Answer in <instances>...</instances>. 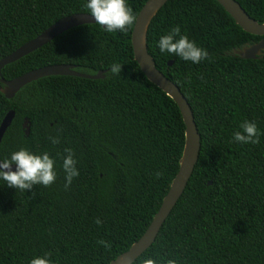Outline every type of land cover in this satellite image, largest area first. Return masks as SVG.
<instances>
[{
	"label": "trees",
	"instance_id": "obj_1",
	"mask_svg": "<svg viewBox=\"0 0 264 264\" xmlns=\"http://www.w3.org/2000/svg\"><path fill=\"white\" fill-rule=\"evenodd\" d=\"M146 1L127 3L137 16ZM237 1L264 23V0ZM86 3L0 0V60L60 19L90 14ZM134 25L127 33L96 23L75 26L3 67L5 80L60 64L105 77L46 76L13 98L0 91V125L15 111L0 160L21 147L48 152L57 174L51 186L27 191L0 180V264H29L45 252L54 264H109L143 236L158 212L179 170L186 126L175 100L135 60ZM176 25L211 60L195 64L160 52V36ZM261 39L217 0H169L153 18L148 51L191 105L201 151L183 195L136 261L149 256L162 264L170 258L178 264H264V53L249 59L232 53ZM114 63L122 65L118 75L110 72ZM244 120L256 123L259 144L233 140ZM50 136L60 143L53 145ZM65 148L74 150L79 171L67 189ZM156 172L163 175L157 179ZM101 239L112 243L110 252L97 243Z\"/></svg>",
	"mask_w": 264,
	"mask_h": 264
},
{
	"label": "water",
	"instance_id": "obj_2",
	"mask_svg": "<svg viewBox=\"0 0 264 264\" xmlns=\"http://www.w3.org/2000/svg\"><path fill=\"white\" fill-rule=\"evenodd\" d=\"M169 0H147L137 15V21L132 31V46L134 50L135 60L140 65L146 77L155 85L165 91L178 104L183 120L186 126L185 145L179 162V170L172 180L169 191L163 199V202L155 214L151 224L149 225L143 236L136 241L129 250L120 254L109 264H133L146 250H148L155 242L160 229L164 222L178 203L183 195L190 178L193 175L196 164L198 163L201 151V135L199 133L194 113L187 98L182 93L179 86L171 81L161 72L155 65V61L148 51L147 36L149 26L159 12V10ZM226 11L234 18L236 23L240 25L246 32L254 35L263 36L259 42L243 46L235 49L232 53L242 58H257L264 53V23H259L253 19L237 0H217ZM96 23L90 14H73L60 19L51 25L36 38L19 47L12 54L0 60V91L7 97L13 98L16 93L28 83L46 76L68 75L78 76L89 79L104 78L102 71L97 74H86L76 70V66L70 64L49 65L30 72L25 73L13 80H5L2 77V69L9 63L15 62L25 55L42 47L46 43L53 40L61 33L82 24ZM173 61L169 63L172 65ZM15 117V111L10 110L0 125V142ZM23 127L27 135L30 133L29 119L25 118ZM13 170L16 165H12ZM211 184V182H209Z\"/></svg>",
	"mask_w": 264,
	"mask_h": 264
},
{
	"label": "clouds",
	"instance_id": "obj_3",
	"mask_svg": "<svg viewBox=\"0 0 264 264\" xmlns=\"http://www.w3.org/2000/svg\"><path fill=\"white\" fill-rule=\"evenodd\" d=\"M84 7L94 18L96 24L100 25L107 32H124L127 33L129 28L137 21V16L127 3V0H87ZM160 52L169 53L178 56L184 61H191L199 64L202 60H211L209 52L190 40L188 35L181 34V27L176 25L171 28L167 34L161 35L158 40ZM122 65L119 63L112 64L110 72L120 74ZM53 145L59 144V137H49ZM233 140L244 144H259L260 133L255 122L244 120L240 123L239 129L233 133ZM67 155L63 159V170L65 176V188L67 189L74 177L79 176L76 167L77 160L74 158L75 153L72 148H65ZM16 165L13 170L12 165ZM55 161L48 152L35 154L25 147L12 152L10 159L0 160V180L6 182L8 187H14L20 191L32 189L35 185L51 186L56 180ZM162 172H156L155 176L159 179ZM102 224L100 218L95 221ZM103 245L107 251L112 250V243L106 240L97 242ZM52 253L45 252L43 255L33 257L29 264H54L51 259ZM133 264H162L154 258L144 256ZM164 264H178L176 259H167Z\"/></svg>",
	"mask_w": 264,
	"mask_h": 264
}]
</instances>
